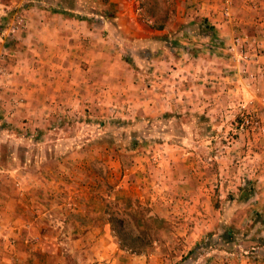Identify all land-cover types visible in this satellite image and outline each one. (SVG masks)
Masks as SVG:
<instances>
[{
  "label": "crops",
  "instance_id": "0c3cea01",
  "mask_svg": "<svg viewBox=\"0 0 264 264\" xmlns=\"http://www.w3.org/2000/svg\"><path fill=\"white\" fill-rule=\"evenodd\" d=\"M67 2L0 0V17L11 3H18L16 8L25 3L27 17L26 28L18 34L19 43L10 44L16 48L12 58L0 59L10 72L0 80V218L4 217V225L18 223L25 217L23 212L36 205L49 212L59 209L52 195L61 196L59 191H64L55 179L67 175L61 172L67 171L68 160L54 155L52 148L62 151L72 145L62 139L50 140L44 153L31 149L26 155L6 158L2 149L15 142L4 143L1 132L5 130L11 134L17 127L34 130L53 125L57 116L64 121L84 114L86 109L95 115L99 107L108 115V105L114 103L119 113L207 116L228 115L232 112L229 102L244 99L252 101L264 119V0H234L231 18L223 16L221 0H70L75 5L69 7ZM84 2L92 3V9L84 11ZM99 5L105 10H99ZM208 27L220 41L218 46L212 47L201 37ZM237 36L250 47L248 70L257 75L255 80L242 72L244 61L234 46ZM119 50L124 52L118 59ZM229 143L230 149L240 154L226 158L220 188L229 193L234 186L241 188L246 179H252L257 187L256 208L264 211V133L241 134ZM234 158L240 163L239 171L231 169ZM14 159L21 164L12 175L28 180L33 202L32 198H16L19 192L5 181L1 164L17 166ZM55 163L60 169H55ZM26 167L30 168L20 170ZM192 173L193 177L182 175L176 188L189 195L203 193L208 188L203 183L210 182V177L204 176L206 172ZM95 209L87 208L95 221L76 222L75 247L81 250L94 242L93 260L116 264L121 251L113 244L110 226L101 225ZM4 225H0L1 238L7 236L1 234L6 231ZM55 230L48 219L34 225L29 237L42 236L38 247L23 232L13 235L12 245L0 241V264L13 255L29 257L33 264L36 260L39 264H65L66 240L61 230ZM138 258L131 257L130 263L141 261Z\"/></svg>",
  "mask_w": 264,
  "mask_h": 264
},
{
  "label": "rangeland",
  "instance_id": "374dc122",
  "mask_svg": "<svg viewBox=\"0 0 264 264\" xmlns=\"http://www.w3.org/2000/svg\"><path fill=\"white\" fill-rule=\"evenodd\" d=\"M17 4L5 7L6 12L0 17V29L19 12L27 18L23 11L25 3L16 8ZM70 5L75 3L69 0L67 6ZM82 5L84 11L93 6L90 2ZM98 8L103 9L102 5ZM9 11L12 13L9 14ZM12 37L8 34L0 38V44L4 39L7 47L16 51L10 44L19 43V38ZM123 52H115L118 59ZM3 66L7 74L0 80L10 75L7 66ZM2 89L0 86V91ZM90 103L87 101V104ZM229 104L228 109L232 112L228 115L170 116L123 114L117 112L114 103L108 105L111 111L108 115L101 113L100 107L95 115L86 109L84 114L69 116L64 121L57 116L53 125L46 127L37 126L34 130L17 127L19 129L14 134L6 130L1 132L5 144L10 140L15 142L2 149L6 158L14 154L26 155L31 149L44 153L45 149H49L46 145L50 140L62 139L72 145L62 151L58 147L52 148L54 155L68 160L65 164L67 171L61 172L67 175L55 179L64 191H59L61 196L59 193L52 195L57 198L59 209L49 212L36 205L24 211L25 217L18 223L8 222L5 225L4 217H1L0 223L6 226V231L1 234L7 233V236L0 237V241L12 245L13 235L23 232L26 236L28 233L33 246L38 247L42 236L34 234L31 239L29 232L34 225L48 219L55 224V232L61 230L63 240H66L63 243L65 264H106L93 260L91 246L95 245L94 242L86 244L82 248L85 251L77 249L74 243L78 232L76 222L82 219L84 222L95 221L91 210L87 211L90 206H95L101 225L110 226L113 244L117 251H121L120 255H116V264H131V257H140L141 261L136 264H264V244L258 241V238H264V211L256 208V194L245 201L246 190L234 186V191L226 193L219 182L226 158L240 154L230 149L229 142L236 141L241 134L253 136L264 133V130L242 131L237 100L232 99ZM100 105L104 106L102 102ZM258 115L264 125V119ZM14 161L16 163L17 160ZM12 164H1L6 172V183L19 192L16 198L31 199L28 180L12 175L21 163L17 162V166ZM239 164L234 158L231 169L239 171ZM55 165L56 170L60 169V164ZM28 168L20 170L25 172ZM196 171L206 172L204 176L210 177V182L203 183L204 187H208L203 193L197 191L189 195L176 188L179 185L176 181H180L182 175L193 177L192 172ZM247 180L251 181L250 188H254L253 180L246 179L244 183ZM255 189L257 191L256 186ZM35 199L39 200L37 196ZM31 200L33 202V198ZM259 215L263 218L258 221ZM115 216L124 219L126 230L132 236L130 238H137L134 242L138 250L120 246L119 238L112 229L111 218ZM5 220H8L6 216ZM2 248L6 245L3 244ZM36 262L39 264L38 260ZM3 263L33 264L29 257L14 255Z\"/></svg>",
  "mask_w": 264,
  "mask_h": 264
},
{
  "label": "built area",
  "instance_id": "2783aa9c",
  "mask_svg": "<svg viewBox=\"0 0 264 264\" xmlns=\"http://www.w3.org/2000/svg\"><path fill=\"white\" fill-rule=\"evenodd\" d=\"M223 4V16L225 18H231V7L234 3V0H221ZM26 28V19L22 12L15 14L14 18L2 27L0 38H4V36H8V34L12 35L14 38L15 36L18 37V34ZM12 37V38H13ZM234 46L238 49V54L241 60L244 61V67L242 72L249 75L248 77L252 80H255L257 75L254 73L249 72L248 65L252 61V52L248 43L240 36L235 37L234 39ZM14 52L13 49H9L2 40L0 44V59L5 60L9 55H12ZM261 73H264V66L261 67ZM7 74L5 67L0 64V78L4 77ZM237 107L239 114L241 116V123L240 128L242 131H256V130H264V125L261 123V119L258 115V112L253 104L252 101H246L244 99L237 101Z\"/></svg>",
  "mask_w": 264,
  "mask_h": 264
},
{
  "label": "trees",
  "instance_id": "16d2710c",
  "mask_svg": "<svg viewBox=\"0 0 264 264\" xmlns=\"http://www.w3.org/2000/svg\"><path fill=\"white\" fill-rule=\"evenodd\" d=\"M57 6H60V4H58ZM209 29H210L209 27L208 29H203V34L201 37L205 39L208 44L212 45V47L218 46L220 41L215 40L214 33L210 31ZM250 183L251 181L247 180L246 183H244V185H242L240 188L241 190H246L245 201H247L256 192L255 186L252 189L250 188L249 186ZM258 217H259L258 221L263 218V216L261 215H259ZM262 222L264 221L262 220ZM111 223H112V229L115 235L119 238L120 246L123 248H127V249L138 250V248L136 247V243H135L137 238H130L132 236L126 230L124 219L115 216L111 218ZM258 234H259V231L257 235ZM258 241L261 244H264V238H258Z\"/></svg>",
  "mask_w": 264,
  "mask_h": 264
}]
</instances>
